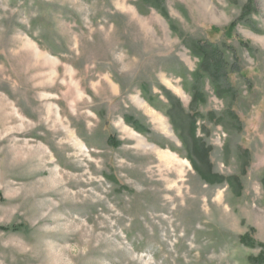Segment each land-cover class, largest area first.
I'll list each match as a JSON object with an SVG mask.
<instances>
[{
  "label": "rangeland",
  "instance_id": "1",
  "mask_svg": "<svg viewBox=\"0 0 264 264\" xmlns=\"http://www.w3.org/2000/svg\"><path fill=\"white\" fill-rule=\"evenodd\" d=\"M158 3L167 19L142 0H0V264L264 254V0ZM191 42L223 54L233 96L196 82Z\"/></svg>",
  "mask_w": 264,
  "mask_h": 264
},
{
  "label": "trees",
  "instance_id": "2",
  "mask_svg": "<svg viewBox=\"0 0 264 264\" xmlns=\"http://www.w3.org/2000/svg\"><path fill=\"white\" fill-rule=\"evenodd\" d=\"M144 2L149 3L153 8L157 9L160 14L164 18H168L167 13L165 9L158 3L159 0H142ZM234 25L231 24L229 27L228 32H230L233 29ZM170 29L175 30L173 24L170 25ZM186 47L188 50L198 58L199 64H198V70L193 74L196 82L200 80L203 75L207 77L211 84L213 85L215 95L219 98L225 96H233V89L230 88L228 84L225 83L224 79L226 78V74L229 71V67L226 64V61L224 59L223 54L214 46L210 44H203L200 42H191L190 44H186ZM199 95L197 93V90L194 89V93L192 96V104L196 103L199 100ZM176 106V103L174 107ZM192 126L194 128V121L192 122ZM192 140V139H191ZM195 142L192 140L191 144V151L190 153L193 155V158L198 162V157L196 155L195 150ZM203 150V149H202ZM207 150H203L206 154ZM195 170L198 172L200 171V163L193 165ZM202 174V173H201ZM246 237H242L240 240L241 242L246 241ZM254 264H264V254H261L258 258H252L251 260Z\"/></svg>",
  "mask_w": 264,
  "mask_h": 264
},
{
  "label": "bare ground",
  "instance_id": "3",
  "mask_svg": "<svg viewBox=\"0 0 264 264\" xmlns=\"http://www.w3.org/2000/svg\"><path fill=\"white\" fill-rule=\"evenodd\" d=\"M158 159L160 160L162 164L167 165V166L175 165L176 163L175 160H173L172 156L167 155V154H158Z\"/></svg>",
  "mask_w": 264,
  "mask_h": 264
}]
</instances>
